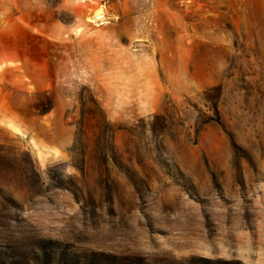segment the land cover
<instances>
[{
  "label": "rangeland",
  "instance_id": "374dc122",
  "mask_svg": "<svg viewBox=\"0 0 264 264\" xmlns=\"http://www.w3.org/2000/svg\"><path fill=\"white\" fill-rule=\"evenodd\" d=\"M0 264H264V0H0Z\"/></svg>",
  "mask_w": 264,
  "mask_h": 264
},
{
  "label": "bare ground",
  "instance_id": "6f19581e",
  "mask_svg": "<svg viewBox=\"0 0 264 264\" xmlns=\"http://www.w3.org/2000/svg\"><path fill=\"white\" fill-rule=\"evenodd\" d=\"M96 17V16H95Z\"/></svg>",
  "mask_w": 264,
  "mask_h": 264
}]
</instances>
